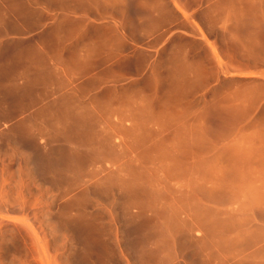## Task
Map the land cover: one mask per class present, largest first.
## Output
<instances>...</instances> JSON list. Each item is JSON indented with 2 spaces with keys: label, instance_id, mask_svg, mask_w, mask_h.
<instances>
[{
  "label": "rangeland",
  "instance_id": "obj_1",
  "mask_svg": "<svg viewBox=\"0 0 264 264\" xmlns=\"http://www.w3.org/2000/svg\"><path fill=\"white\" fill-rule=\"evenodd\" d=\"M202 2L255 72L101 88L100 136L35 104L42 90L0 45V264H264V176L210 167L227 139H264V0Z\"/></svg>",
  "mask_w": 264,
  "mask_h": 264
},
{
  "label": "crops",
  "instance_id": "obj_2",
  "mask_svg": "<svg viewBox=\"0 0 264 264\" xmlns=\"http://www.w3.org/2000/svg\"><path fill=\"white\" fill-rule=\"evenodd\" d=\"M211 5L202 0H0L2 56L9 49L12 64L16 61L25 79L42 90L34 103L52 106L58 115L53 119L100 136L101 88H134L139 82L156 87L164 74L188 73L200 84L182 87L206 89L218 84L219 74L255 72L229 59L207 21ZM241 141L249 144L244 150L235 145ZM224 143L226 164L210 167L257 169L264 176L262 136ZM214 155L210 161H217V151Z\"/></svg>",
  "mask_w": 264,
  "mask_h": 264
}]
</instances>
